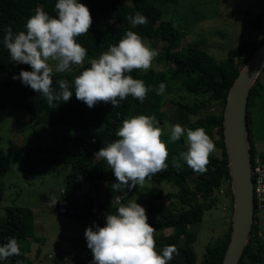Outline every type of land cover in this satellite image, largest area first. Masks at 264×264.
I'll return each instance as SVG.
<instances>
[{"label": "trees", "instance_id": "obj_1", "mask_svg": "<svg viewBox=\"0 0 264 264\" xmlns=\"http://www.w3.org/2000/svg\"><path fill=\"white\" fill-rule=\"evenodd\" d=\"M174 1L176 0H132V4L129 5L124 0H80L90 9L92 25L87 34L76 38L77 42L86 48L87 55H92L108 49L110 45L118 44L128 30L140 36L149 32L162 41V58L166 62L171 61L169 55L178 46V39L183 37L184 33L177 30L172 22L161 20V11L156 7L155 2ZM56 3L57 0H0V70L6 73V79L0 83V105L25 110L28 121L32 125L39 123L70 125L83 130L82 136L65 134L55 144H36L27 148L22 162L23 172L44 175L59 161L60 155H67L70 169L61 195L56 200L55 208L64 217L82 220L83 229H86L88 222L103 217V210L107 207L110 197H123L122 202L127 203L134 190V187L122 191L113 190L112 185L116 183L114 174L105 160L93 159L95 153L105 143L117 139L116 131L125 118L140 115L148 109L150 112L147 115L155 116L156 120L162 123L163 117L159 109L166 102V91L163 95H157L152 89L158 88L160 83L172 85L173 81L177 82L179 89L182 88L200 97L193 105L174 101L178 119L181 122H187L185 128L203 127L207 133L213 130L209 136L221 153L219 155L215 152L211 153L207 171L203 174L194 172L182 159H180L182 167L177 170L172 166L173 157L179 158L180 153L184 152L181 148L182 137L178 141L171 142L170 133L164 135L162 139L167 143L169 150L168 168L146 180L176 184L179 187L176 195L181 205L179 208H171L159 204L157 200L163 195L159 186L154 187L150 199L137 203L146 209L148 222L156 228L157 251H162L167 245H175L178 249L179 254H174L168 264H196L193 247L196 233L190 230V225L202 220L204 212L210 209L214 202L208 200L213 191L225 180L230 179L222 136L226 95L240 68L264 42V35L251 46L244 43L229 49L226 58L220 62H214L212 56L202 48V42L194 40L181 48L179 63L174 68L165 72L133 70L129 73L133 78L142 79L149 88V92L143 102L128 96L120 101L119 107L115 108L111 103L104 102H98L90 108L76 98L74 79L83 69L91 66L90 62L68 72L53 71L54 92L60 91L58 81L63 79L68 81L73 95L67 102L54 101L57 107L52 108L42 94L24 85L21 80L13 79V76L19 75L21 69L31 70V68L27 64H17L11 60L9 51L3 44V37L8 27H11L14 33L26 31L27 19L34 14L37 7H41L50 16L58 17L55 10ZM137 11L147 17L146 24L132 25L129 17H134ZM252 23L257 29L260 28L259 21L255 20ZM261 76H264V68L251 87L247 101L246 120L252 165L256 157L264 162V151L259 152L256 149L255 136L251 127L252 108L256 107L257 98H263L264 86ZM209 104H217L220 109L218 112H205ZM189 115L196 117L194 122L189 121ZM8 168L9 159H0V175ZM189 181L192 182V186L189 185ZM96 182L106 184L108 193L105 202L96 204L89 190L84 191L80 197L75 196L76 190L81 189L85 184ZM229 187L228 184L232 203ZM199 197L202 200H199ZM44 199L52 200L48 195L44 196ZM259 212L255 205L252 228L238 264H264V239L259 234L260 227L257 222ZM33 219L32 210L26 206L6 207L4 218L0 221V245L6 243L10 237L15 238L21 254L12 256L6 261H0V264H17V261L20 264H29L26 256L27 246L25 248L23 243L35 236ZM166 228H170L171 232L165 233ZM229 232L230 225L220 239L206 247L203 264L221 263ZM70 241L71 247L59 252L54 260L59 262L65 257L75 264H91L92 252L87 247L85 235L74 236Z\"/></svg>", "mask_w": 264, "mask_h": 264}, {"label": "clouds", "instance_id": "obj_2", "mask_svg": "<svg viewBox=\"0 0 264 264\" xmlns=\"http://www.w3.org/2000/svg\"><path fill=\"white\" fill-rule=\"evenodd\" d=\"M57 16H50L37 7L26 22V31L14 33L6 28L3 44L9 51L11 60L17 64H27L31 70L21 69V82L47 99L49 107L56 108L54 101L67 102L73 95L68 81L59 80V92H54L53 67L56 72L70 70L73 65H83L87 50L77 42V37L87 34L92 25L89 7L80 0H57ZM133 26L147 23V17L139 11L129 17ZM159 55L144 39L132 30L126 31L118 44L110 45L98 58L90 60V67L83 69L74 79L75 96L88 107L98 102L111 103L113 108L120 101L132 96L143 102L149 88L142 79L133 78V70L148 71L153 60ZM165 84L160 83L152 90L163 95ZM170 141L180 140L186 134L187 150L180 157H173V167L180 170V159L194 172L205 173L210 163V155L216 150L213 139L203 127L195 129L182 127L179 123L168 129ZM164 127L155 116L133 115L125 118L116 131L117 139L104 144L95 153L112 170L115 181L112 189L122 191L135 186L143 187L146 179L167 170L169 150L162 139ZM117 197L118 207L105 215L103 226H89L84 235L87 247L91 249V264H168L173 255H178L175 245L164 246L157 251L156 228L148 222L146 209L136 199L127 203ZM53 204L56 201L53 200ZM21 254L15 238L10 237L0 245V261ZM17 264H20L17 261Z\"/></svg>", "mask_w": 264, "mask_h": 264}, {"label": "rangeland", "instance_id": "obj_3", "mask_svg": "<svg viewBox=\"0 0 264 264\" xmlns=\"http://www.w3.org/2000/svg\"><path fill=\"white\" fill-rule=\"evenodd\" d=\"M124 1L129 5L132 4V0ZM155 5L161 11V20L172 22L173 26L184 35L179 37L178 46L171 51L169 55L171 61L168 62L161 55L162 41L149 32L141 35L146 44L159 52L149 69L154 72H165L174 68L179 63L181 48L194 40L202 42V48L212 56L214 62H220L226 58L229 49L244 43L251 46L264 35V0H176L155 2ZM255 20L260 22L259 29L252 23ZM107 50L87 55L83 65L93 58H98ZM50 65L53 71H56L55 62L50 61ZM80 66L82 65H73L68 71ZM5 79L6 73L0 70V83ZM261 82L264 86V76H261ZM165 86L166 102L159 109L163 117L162 123H159L164 127V135L169 134L168 129L171 125L179 123L185 127L187 123L178 119L174 101L193 105L200 98L182 88L179 89L175 81L172 85L166 83ZM262 95L263 98H257L256 107L252 108L251 124L255 136V147L259 152L264 151V90ZM219 109L217 104H209L205 112H218ZM149 112L147 109L142 114L147 115ZM188 118L191 122L196 119L193 115H189ZM82 132V128L70 125L47 123L32 125L28 121L25 110L0 105V159H9V168L0 175V221L4 218L5 209L8 206H26L32 210L35 236L23 243L25 248L27 246L26 256L29 264H75L65 257L59 262H56L54 258L59 252L69 249L70 239L84 234L85 229H83L82 220L62 216L53 204V200L56 201L60 197L65 186L70 169L69 157L60 155L59 161L51 166L46 174L35 175L22 170L25 152L27 148L36 144H55L65 134L82 136ZM212 133L213 130L207 134ZM185 140L186 134L181 140V148L184 151L187 150ZM214 152L218 155L221 153L219 149ZM96 158L98 159L94 155L93 159ZM228 184L225 180L213 191L208 199L214 201L212 207L204 212L201 221L190 225V230L196 233L193 244L196 264H203L206 247L214 244L229 228L232 203ZM189 185L192 186L191 181ZM155 186H159L163 192L162 197L157 200L159 204L179 208L181 204L176 195L179 187L167 182L156 183L146 180L143 187H134L128 201L136 199L140 202L150 199ZM86 190L91 192L96 204L105 202L108 193L105 182L85 184L81 189L76 190L75 196L80 197ZM46 195L52 200L44 199ZM199 200L202 199L199 197ZM118 206L117 196L110 197L107 207L103 210V217L88 222L86 228L97 224L103 226L106 223L105 215L114 212ZM257 222L260 227L259 234L264 239V210H260ZM170 232V228L165 229V233Z\"/></svg>", "mask_w": 264, "mask_h": 264}, {"label": "water", "instance_id": "obj_4", "mask_svg": "<svg viewBox=\"0 0 264 264\" xmlns=\"http://www.w3.org/2000/svg\"><path fill=\"white\" fill-rule=\"evenodd\" d=\"M264 68V42L250 55L231 83L223 109L222 136L232 195L230 232L220 264H238L254 221L247 101Z\"/></svg>", "mask_w": 264, "mask_h": 264}, {"label": "built area", "instance_id": "obj_5", "mask_svg": "<svg viewBox=\"0 0 264 264\" xmlns=\"http://www.w3.org/2000/svg\"><path fill=\"white\" fill-rule=\"evenodd\" d=\"M252 176V189H253V199H254V209L255 205L259 210H264V162L256 157L254 164L251 168ZM230 185V179L227 180Z\"/></svg>", "mask_w": 264, "mask_h": 264}]
</instances>
